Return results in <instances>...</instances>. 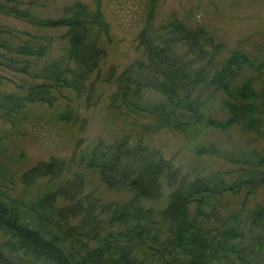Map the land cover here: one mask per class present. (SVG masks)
Returning a JSON list of instances; mask_svg holds the SVG:
<instances>
[{
  "label": "trees",
  "instance_id": "16d2710c",
  "mask_svg": "<svg viewBox=\"0 0 264 264\" xmlns=\"http://www.w3.org/2000/svg\"><path fill=\"white\" fill-rule=\"evenodd\" d=\"M25 5L33 3L0 0V14L39 31L65 30L61 38L69 50L66 58L36 70L33 62L46 57L50 39L0 29V67L39 82L22 97L0 92V120H13L27 105L52 108L64 91L95 106L107 57L101 42L110 33L101 11L78 3L61 17L41 18ZM156 15L154 8L148 11L138 36L142 58L120 73L111 68L104 77L116 86L110 107L148 120L145 128L151 132L185 133L205 124L264 136V60L239 50L226 57L206 27H190L176 15L158 23ZM208 94L210 100L220 97L225 120H205ZM58 119L87 125L71 107ZM200 154L238 166L234 182L220 173L184 176L160 150L124 136L101 141L81 156L85 169L97 173L107 189L130 195L123 204L81 199L58 207L60 199L73 201L71 193L81 194L80 176L30 203L0 193V232L8 237L0 243V264H264V208L233 215L220 211L225 195H253L264 187V149L210 145ZM69 166L59 159L40 162L24 172L22 183L59 179ZM162 199L164 205L156 207Z\"/></svg>",
  "mask_w": 264,
  "mask_h": 264
},
{
  "label": "rangeland",
  "instance_id": "374dc122",
  "mask_svg": "<svg viewBox=\"0 0 264 264\" xmlns=\"http://www.w3.org/2000/svg\"><path fill=\"white\" fill-rule=\"evenodd\" d=\"M32 13L41 18H58L75 4L87 6L91 11L99 10L110 27L109 36L102 38V46L107 57L100 67V77L96 82L98 101L95 106L86 107L84 100L76 99L71 92L64 91L57 104L27 105L26 109L11 121L0 120V193L33 202L50 192H56L66 181L80 176L84 180L81 194L73 192V201L60 199L58 207L75 206L79 200L89 203L123 204L130 199L127 193L111 191L103 185L97 175L87 171L81 156L87 154L99 142L113 143L124 136H130L133 143L144 144L160 150L163 157L179 168L184 176L195 178L220 173L228 183H233L239 167L208 155L200 150L210 145H218L229 150L264 149V136L243 132L238 128L223 131L203 126L185 133L163 129L148 131V120L130 116L124 110L110 107V96L116 86L104 82L111 68L122 72L131 63L142 58L138 47V36L144 27L146 14L156 10L157 22L172 15L190 27L204 26L224 46V56L239 50L264 60V0H25ZM0 29L13 32H26L47 36L49 51L46 57L34 60L39 70L47 63L67 57L68 41L62 39L65 30L39 31L22 20L0 14ZM97 77L99 72L96 74ZM95 76L93 77V79ZM39 83L33 77L18 74L0 67V92L4 95H26L28 89ZM205 120H225L227 115L221 111L220 97L210 100L205 97ZM79 112L87 120L85 128L80 124L73 127L59 121L58 115L68 108ZM52 159L65 160L70 171L59 179L43 178L32 186L22 183V175L40 162ZM167 194V193H166ZM165 200L156 203L163 206ZM264 208V187L255 194L245 191L227 194L220 202L224 215H233L242 209ZM78 222V220H75ZM109 229H105L103 234ZM8 240L0 232V243ZM19 260V259H18Z\"/></svg>",
  "mask_w": 264,
  "mask_h": 264
}]
</instances>
